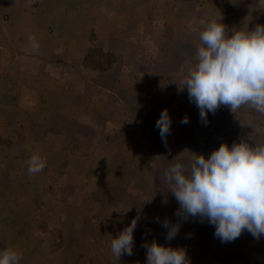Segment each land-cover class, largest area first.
Instances as JSON below:
<instances>
[{
  "label": "rangeland",
  "instance_id": "1",
  "mask_svg": "<svg viewBox=\"0 0 264 264\" xmlns=\"http://www.w3.org/2000/svg\"><path fill=\"white\" fill-rule=\"evenodd\" d=\"M45 1L69 7L68 34L47 20L54 42L38 55L0 50V251L15 249L19 264H147L142 245L154 240L184 249L190 264H264V236L245 230L222 243L206 219L177 215L164 180L192 154L264 143V115L221 105L205 124L180 89L200 21L251 31L264 26L258 0ZM74 50L76 72L63 65ZM164 109L171 126L162 139L155 124ZM33 154L46 167L29 175ZM137 217L133 255L116 261L111 239ZM165 219L180 225L170 241Z\"/></svg>",
  "mask_w": 264,
  "mask_h": 264
},
{
  "label": "clouds",
  "instance_id": "2",
  "mask_svg": "<svg viewBox=\"0 0 264 264\" xmlns=\"http://www.w3.org/2000/svg\"><path fill=\"white\" fill-rule=\"evenodd\" d=\"M264 9V0H258ZM199 44L181 90L187 89L188 99L199 109V117L207 123V113L215 114L221 106L234 113L248 106L264 115V26L227 29L218 21H200ZM229 32L231 34L229 35ZM29 44L35 52L39 44L30 36ZM188 118L181 123L187 124ZM171 118L167 109L160 113L155 127L164 139L170 133ZM187 165L176 162L164 172L169 191L179 204L178 216L205 219L215 227L214 236L222 243L233 242L247 230L254 238L264 236V143L250 147L245 141L222 143L208 158L192 154ZM27 172L36 175L46 167V159L33 154L27 160ZM138 217L111 239V252L116 261L121 255H133V231ZM158 222V221H157ZM168 229L166 240H172L179 224ZM147 264H190L182 248L173 249L143 244ZM22 259L13 248L0 251V264H19Z\"/></svg>",
  "mask_w": 264,
  "mask_h": 264
},
{
  "label": "crops",
  "instance_id": "3",
  "mask_svg": "<svg viewBox=\"0 0 264 264\" xmlns=\"http://www.w3.org/2000/svg\"><path fill=\"white\" fill-rule=\"evenodd\" d=\"M37 7H31V0H4L0 2L6 3L5 21L0 22V41H3L5 46L3 50L8 56L14 57L19 52L20 55L24 53L34 52L29 44V37H35L39 44L37 55L40 51L45 50V43L54 42L53 36L48 35L46 31L47 20H51L54 27H59L61 34L67 35L69 28L71 27L70 22L67 18H70L68 13H65L69 7L66 8L55 7L45 5V0H35ZM1 11V10H0ZM3 11L0 12V18ZM76 43V40H74ZM67 49V47H64ZM65 57L67 53L65 52ZM49 56V55H46ZM51 56V55H50ZM49 56V57H50ZM45 57V56H43ZM36 59V57H34ZM63 65L66 66L70 71L76 72L77 67L75 61V50L74 55H70L69 58H64ZM74 68V70L72 69Z\"/></svg>",
  "mask_w": 264,
  "mask_h": 264
}]
</instances>
